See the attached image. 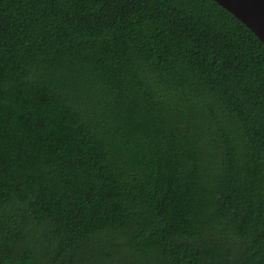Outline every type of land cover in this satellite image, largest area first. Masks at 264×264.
<instances>
[{"label":"trees","instance_id":"obj_1","mask_svg":"<svg viewBox=\"0 0 264 264\" xmlns=\"http://www.w3.org/2000/svg\"><path fill=\"white\" fill-rule=\"evenodd\" d=\"M0 264H264V45L213 0H0Z\"/></svg>","mask_w":264,"mask_h":264},{"label":"water","instance_id":"obj_2","mask_svg":"<svg viewBox=\"0 0 264 264\" xmlns=\"http://www.w3.org/2000/svg\"><path fill=\"white\" fill-rule=\"evenodd\" d=\"M240 20L264 45V0H213Z\"/></svg>","mask_w":264,"mask_h":264}]
</instances>
